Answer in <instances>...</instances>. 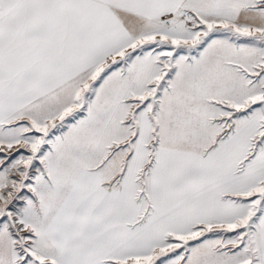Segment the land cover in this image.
<instances>
[{
  "label": "snow or ice",
  "instance_id": "1",
  "mask_svg": "<svg viewBox=\"0 0 264 264\" xmlns=\"http://www.w3.org/2000/svg\"><path fill=\"white\" fill-rule=\"evenodd\" d=\"M0 264H264V0H0Z\"/></svg>",
  "mask_w": 264,
  "mask_h": 264
}]
</instances>
